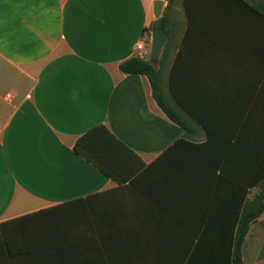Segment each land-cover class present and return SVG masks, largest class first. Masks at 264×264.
<instances>
[{
  "label": "crops",
  "instance_id": "1",
  "mask_svg": "<svg viewBox=\"0 0 264 264\" xmlns=\"http://www.w3.org/2000/svg\"><path fill=\"white\" fill-rule=\"evenodd\" d=\"M156 1L0 0V224L94 196L87 216H42L12 233L29 257L15 264H63L69 236L96 256L101 234L108 254L127 257L121 264H232L222 210L240 188L220 176H264V11L247 0H178L172 90L212 130L208 138L192 123L185 136L149 79L120 70L140 56V41L149 53ZM100 124L150 166L138 186H119L75 152ZM217 160L225 170L214 169ZM242 258L264 264V213Z\"/></svg>",
  "mask_w": 264,
  "mask_h": 264
},
{
  "label": "trees",
  "instance_id": "2",
  "mask_svg": "<svg viewBox=\"0 0 264 264\" xmlns=\"http://www.w3.org/2000/svg\"><path fill=\"white\" fill-rule=\"evenodd\" d=\"M252 4L253 8L264 11V0H247ZM178 4V0H167V5L164 9L163 15L160 19L145 30L146 37L149 39L150 29L156 28L170 34V40L162 56L161 67L157 71L152 66L148 59H141L140 57L130 58L120 64V70L127 75H144L151 84L152 93L158 106L162 109L167 118L180 126L185 131V136L189 135L191 131V124H195L207 133L208 138H212V130L202 124L200 120L194 116L182 103L180 97L172 90V52L178 37L180 22L174 17V10ZM183 140L176 142L181 144ZM207 146V147H206ZM210 145H202L201 152L207 150ZM75 152L86 159L89 163L99 169L106 176L115 181L119 186H138L143 178L146 176L150 166L142 160L139 154L123 142L107 125L100 124L82 135L75 143ZM172 147L166 149L163 153L165 160H170ZM165 154V155H164ZM222 162L217 160L214 162V169L225 170L221 165ZM230 176H220V184L229 186H237L240 188L239 196H234L228 200L227 208L222 210V213L228 214L227 229L234 234V242H232V249L234 250L232 256V264H243L242 249L246 236L251 228L252 223L264 213V176L258 175L251 178L250 175L239 178L236 181ZM251 187L258 188L256 193L250 196L249 189ZM96 197V196H95ZM94 196L86 199H79L73 202L63 204V207H57L51 210H45L39 213L24 216L21 219L5 222L0 224V240L4 243V247L0 249L2 264H15L18 256H22V261H28L27 253L22 255L23 249L18 250L14 243L12 233H24L30 228L27 221L37 219L38 217H79L87 216L86 204L92 200ZM85 202V205L84 203ZM81 204V205H78ZM90 208V207H89ZM208 212V210H207ZM213 213L217 211L213 210ZM21 220V221H20ZM232 222L229 224V222ZM21 224L23 229L12 231V225ZM68 237L63 239V264H121L124 263L126 256L118 254L121 250L116 246V254H108L106 240L102 234L99 236L100 243H95V248L98 250V255H87V249L90 248V242L80 243ZM72 240L71 242H69ZM69 242V243H67ZM67 243V244H66ZM18 250L21 252L16 253ZM22 250V251H21ZM83 252V253H82ZM32 264L47 261L46 259L30 258ZM53 261V258L50 259Z\"/></svg>",
  "mask_w": 264,
  "mask_h": 264
},
{
  "label": "water",
  "instance_id": "3",
  "mask_svg": "<svg viewBox=\"0 0 264 264\" xmlns=\"http://www.w3.org/2000/svg\"><path fill=\"white\" fill-rule=\"evenodd\" d=\"M165 2L158 0L154 4V17L156 20L163 15ZM170 40V34L156 29H150L149 36V57L148 62L158 71L161 67L162 56Z\"/></svg>",
  "mask_w": 264,
  "mask_h": 264
},
{
  "label": "built area",
  "instance_id": "4",
  "mask_svg": "<svg viewBox=\"0 0 264 264\" xmlns=\"http://www.w3.org/2000/svg\"><path fill=\"white\" fill-rule=\"evenodd\" d=\"M147 41H144V40H142V41H140L138 44H137V50L140 52V58L141 59H148V57H149V53L148 52H146V50H147Z\"/></svg>",
  "mask_w": 264,
  "mask_h": 264
}]
</instances>
